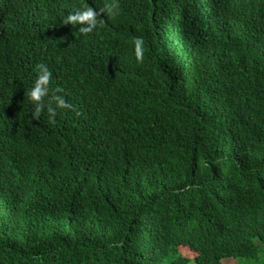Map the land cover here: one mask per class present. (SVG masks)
<instances>
[{
  "label": "trees",
  "instance_id": "trees-1",
  "mask_svg": "<svg viewBox=\"0 0 264 264\" xmlns=\"http://www.w3.org/2000/svg\"><path fill=\"white\" fill-rule=\"evenodd\" d=\"M105 4L90 33L63 22ZM40 63L73 105L54 119L32 118ZM262 244L264 0H0V264H223Z\"/></svg>",
  "mask_w": 264,
  "mask_h": 264
},
{
  "label": "clouds",
  "instance_id": "clouds-1",
  "mask_svg": "<svg viewBox=\"0 0 264 264\" xmlns=\"http://www.w3.org/2000/svg\"><path fill=\"white\" fill-rule=\"evenodd\" d=\"M102 14L114 15L115 7L112 4H105L103 9L86 6L75 12H69L64 17L63 22L64 24L71 23L73 26L81 25L79 28L80 33H90L97 27L99 23L97 17ZM135 54L138 58L143 56L142 37H137L135 40ZM35 70L36 78L28 90V97L32 107V118L38 119L47 111L49 118L54 119L57 108H72L73 105L67 102L63 95L58 94L63 91L59 86L50 95V83L53 73L48 65L45 63L37 64ZM52 102H55V108L52 106Z\"/></svg>",
  "mask_w": 264,
  "mask_h": 264
},
{
  "label": "rangeland",
  "instance_id": "rangeland-1",
  "mask_svg": "<svg viewBox=\"0 0 264 264\" xmlns=\"http://www.w3.org/2000/svg\"><path fill=\"white\" fill-rule=\"evenodd\" d=\"M180 251L183 256L193 257L194 254L187 249L180 247ZM188 264H195L194 262H190ZM223 264H264V244L260 246L259 253L257 258L255 259H247V258H228L223 260Z\"/></svg>",
  "mask_w": 264,
  "mask_h": 264
}]
</instances>
